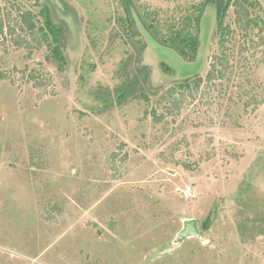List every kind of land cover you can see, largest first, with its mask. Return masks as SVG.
I'll return each mask as SVG.
<instances>
[{
    "label": "rangeland",
    "instance_id": "rangeland-1",
    "mask_svg": "<svg viewBox=\"0 0 264 264\" xmlns=\"http://www.w3.org/2000/svg\"><path fill=\"white\" fill-rule=\"evenodd\" d=\"M203 1L138 4L166 17ZM0 9L39 15L42 41L0 37V264H264V0H232L222 35L209 6L193 63L138 24L158 94L126 98L138 38L119 0ZM30 73L52 94L39 99ZM182 93L179 116H164Z\"/></svg>",
    "mask_w": 264,
    "mask_h": 264
},
{
    "label": "trees",
    "instance_id": "trees-1",
    "mask_svg": "<svg viewBox=\"0 0 264 264\" xmlns=\"http://www.w3.org/2000/svg\"><path fill=\"white\" fill-rule=\"evenodd\" d=\"M125 17L123 21L127 20L128 32L132 38H138L135 47V55L131 56L125 68L126 83L124 89L120 93L121 98L127 96H135L136 94L157 95L158 90L151 87L152 69L149 66L143 65V55L147 49L146 43L141 39L142 32H139L138 24L142 26L144 32L150 35L153 40L163 48L170 49L176 52L186 62H196L201 45L200 30L201 22L205 10L209 6L216 8L217 18V34H223L226 29L225 19L227 12L232 3V0H204L202 3L195 5L187 10L181 11L177 16L166 17L161 16L160 11H150L145 7L138 4V0H119ZM235 11L240 14L241 8L246 10L243 3H234ZM17 10L16 17L12 18L9 12H4L0 9V37L3 43L7 46L14 47L17 50L31 49L42 47V41L39 37L40 21L39 15L32 11ZM45 11H42V13ZM249 12L245 11L246 23L249 27L259 24V17H250ZM242 18L239 17L241 22ZM125 27V25H124ZM126 28V27H125ZM131 38V39H132ZM135 59V60H134ZM229 58L227 56L218 59L222 65L228 64ZM131 67V71H130ZM165 71L169 72L170 69L165 67ZM213 72V71H212ZM210 73L206 78V86L209 87L214 82V74ZM9 77L6 73L0 72V83L8 80ZM33 83V86L40 91L39 99H43L52 93L48 90L50 80L45 77L37 79L34 74L27 76L26 83ZM190 79H187L181 84L182 89L190 87ZM202 79H198L201 84ZM197 93V92H196ZM195 93V94H196ZM191 93L193 99L196 95ZM187 103V97L184 93L180 96H174L169 105L165 107L164 116L178 117L181 109Z\"/></svg>",
    "mask_w": 264,
    "mask_h": 264
},
{
    "label": "water",
    "instance_id": "water-1",
    "mask_svg": "<svg viewBox=\"0 0 264 264\" xmlns=\"http://www.w3.org/2000/svg\"><path fill=\"white\" fill-rule=\"evenodd\" d=\"M185 234H189V235H199V231L197 229V226H196V223L195 222H192L190 224V226L187 228Z\"/></svg>",
    "mask_w": 264,
    "mask_h": 264
}]
</instances>
